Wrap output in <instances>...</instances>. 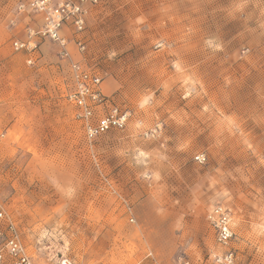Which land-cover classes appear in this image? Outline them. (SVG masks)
<instances>
[{
    "label": "rangeland",
    "instance_id": "374dc122",
    "mask_svg": "<svg viewBox=\"0 0 264 264\" xmlns=\"http://www.w3.org/2000/svg\"><path fill=\"white\" fill-rule=\"evenodd\" d=\"M29 1L0 0V199L35 264H264V0H99L85 53L66 30L69 57L46 40L34 65L13 48L42 27ZM73 63L125 129L86 136Z\"/></svg>",
    "mask_w": 264,
    "mask_h": 264
},
{
    "label": "built area",
    "instance_id": "2783aa9c",
    "mask_svg": "<svg viewBox=\"0 0 264 264\" xmlns=\"http://www.w3.org/2000/svg\"><path fill=\"white\" fill-rule=\"evenodd\" d=\"M99 0H30L22 4L20 9L29 10L42 17V27L30 29L26 41L16 40L13 48L17 52H25L30 56L28 64L34 65L41 59L40 45L49 40L59 44L64 57H69L68 42L64 31L71 32L80 52L87 48V15L90 5L98 4ZM72 88L67 99L76 109L79 119L90 140H94L111 130H123L127 127L130 112L120 108L102 91L103 77L91 67L81 63L71 66ZM196 160L204 161L203 155ZM207 219L215 234L216 243L227 248L235 239L232 228L231 210L222 204L212 206ZM214 264H237L235 251L227 249L213 255ZM0 264H35L22 243L15 224L10 221L0 199ZM50 264H73L69 259L62 258Z\"/></svg>",
    "mask_w": 264,
    "mask_h": 264
},
{
    "label": "crops",
    "instance_id": "0c3cea01",
    "mask_svg": "<svg viewBox=\"0 0 264 264\" xmlns=\"http://www.w3.org/2000/svg\"><path fill=\"white\" fill-rule=\"evenodd\" d=\"M68 36H69V33H68ZM24 39H26V35L24 34V37H23ZM21 41V40H20ZM71 41V40H70ZM70 43H72V41L70 42Z\"/></svg>",
    "mask_w": 264,
    "mask_h": 264
}]
</instances>
